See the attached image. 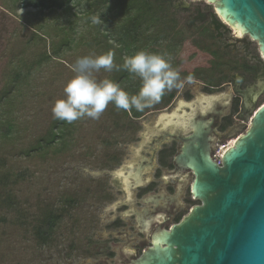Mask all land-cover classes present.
Segmentation results:
<instances>
[{
    "label": "rangeland",
    "instance_id": "obj_1",
    "mask_svg": "<svg viewBox=\"0 0 264 264\" xmlns=\"http://www.w3.org/2000/svg\"><path fill=\"white\" fill-rule=\"evenodd\" d=\"M12 2L14 0H0V86L1 79L16 70H20L21 78L26 81L24 97L14 104L12 110V113L17 116V131H22L24 134L22 144L25 145L27 138L43 134L48 128L53 118V103L64 95V85L73 76L71 71L73 62L78 57L94 54L90 49L76 43L71 48L64 47L58 56L60 58L54 56L49 46L55 38H58V33L54 37V33L47 35L36 28L39 22L36 20L38 17L34 16L35 9L20 7ZM82 3L81 1L79 4L82 5ZM79 4L78 7L81 8L82 6ZM172 4L175 6L173 11L178 16L179 26L177 27L182 30L185 36L175 51H172V64L179 70L189 72L197 64H206L205 53H197V47L192 41L203 35L202 29L211 30L213 25L209 19L206 22V20L201 21L197 18L192 20L190 17L193 10L208 9L201 5V1L172 0ZM181 4L192 9L190 14L177 9ZM31 20L37 24H33ZM190 21L193 25L180 27ZM59 22H63V20ZM52 28H55L53 23L46 27L47 32L51 33ZM80 30L81 28H78V31ZM217 32L216 45L225 51L220 54L221 56L240 55L255 61L257 57H254L253 49L244 39L245 35L235 37L232 30L225 27ZM206 33H204L203 39L207 37ZM43 51L49 54V59L46 63L44 62L42 65L39 63L36 66L33 60L37 54ZM227 73L232 74L233 71ZM95 75L97 79L107 77L105 72ZM185 77L188 76L181 75L182 79ZM191 77L190 82L184 81L183 87L174 88L166 93L177 94L180 90L188 87L192 88L194 93H201L199 89L202 82L212 84L202 77L195 75ZM177 97L180 98L179 95ZM160 101L153 105L159 108L155 113H146L151 107L145 109L144 124L155 115L166 112L160 108L164 106ZM20 102L22 103L20 104ZM102 115L98 120L84 118L74 122L76 135L74 143L77 145L75 144L70 151L68 149V152L61 155L60 159L55 157L56 159L52 160L51 156L43 159L36 156L24 157L19 155L15 142L10 147H5L6 144L3 145L0 155L4 157L6 167L16 179L12 190L11 188L8 190L16 197L18 206H8L0 210V264H81L83 259L89 258L86 246L88 233L91 231L89 223L86 222L87 214L83 204L84 188L82 187L89 160L88 147L90 145L87 143L93 144L92 146L95 147L93 152L96 151L98 154V151L101 150L100 141L104 136L97 133V130L99 131L103 124ZM97 124L100 126L99 128H96ZM98 155L94 156L98 157ZM96 157L91 159L93 165L98 163ZM69 196L76 197V203L56 224L50 243L37 244L30 233V226L33 224L31 216L34 214L37 217L40 206L46 203L58 204L60 199L69 198ZM22 209H26V211ZM25 214H29L26 219Z\"/></svg>",
    "mask_w": 264,
    "mask_h": 264
},
{
    "label": "flooded vegetation",
    "instance_id": "obj_2",
    "mask_svg": "<svg viewBox=\"0 0 264 264\" xmlns=\"http://www.w3.org/2000/svg\"><path fill=\"white\" fill-rule=\"evenodd\" d=\"M258 63L255 69L251 65L247 71H234L217 84L202 82L199 90L205 99L190 87L166 93L172 95L160 108L166 113L184 111V118L156 116L145 125V114L159 110L153 106L134 118L126 137L108 144L101 140L99 155L89 143L82 188L91 232L86 246L89 258L81 264H135L158 230L177 224L201 203L190 190L193 171L176 163L185 146L183 138L192 133L187 114L207 120L202 140L194 144L220 164L223 151L248 127L246 116L264 102V59ZM243 95L249 101L245 107Z\"/></svg>",
    "mask_w": 264,
    "mask_h": 264
},
{
    "label": "trees",
    "instance_id": "obj_3",
    "mask_svg": "<svg viewBox=\"0 0 264 264\" xmlns=\"http://www.w3.org/2000/svg\"><path fill=\"white\" fill-rule=\"evenodd\" d=\"M81 1L82 5L79 4ZM199 1L208 9L193 10L190 17L192 20L197 18L201 21L206 20V22L209 19L210 23L215 25L214 30L202 29V34L207 32V37L203 39V35H201V37L195 38L198 41H192L197 47V53H205L206 64H197L189 72L178 69L180 75H195L204 78L208 83L217 84L229 76L227 72L247 71L251 65L254 66V69L259 66L258 59L261 60V57L257 45L246 35L244 39L253 49L254 57L258 59L252 61L240 55L231 57L220 55L225 51L216 45L217 30L223 27L228 30L229 28L216 15L210 4L204 0ZM12 3L20 5V7L35 9L34 16L38 17L36 20L39 22L36 28L39 30L47 35L54 33V37L58 33V38H55L49 46L56 57L60 56L64 47L71 48L72 45L80 43L82 47L90 49L94 55L112 51L115 53V63L122 65L125 57L140 50L166 52L171 55L185 37L182 30L177 27L179 26L178 16L173 11L175 6L172 4V0H14ZM78 4L82 7H78ZM177 9L188 14L192 11V9L184 7L183 4ZM60 20L63 22H59ZM31 21L33 24H37L35 21ZM52 23L55 28H52V32L48 33L46 27ZM190 24L193 25L192 21L180 27H187ZM78 28L81 30L78 31ZM48 57L49 54L43 51L36 55L33 62L36 66L39 63L42 65L47 62ZM19 72L20 70L11 71L7 77L4 76L1 79L0 150L4 147L3 145L6 144L5 147H10L15 142L19 155L24 157L36 156L43 159L51 156L52 160L55 157L60 159L61 155L66 154L68 149L70 151L76 144L74 143L76 137L74 122L69 124L52 118L43 134L27 138V143L23 145L24 134L22 131H17V116L12 113L14 104L22 100L26 91L24 88L26 81L21 78ZM100 72L105 71L101 69ZM105 73L106 78L115 80L129 93H135L140 86L139 77L127 71L114 69L112 72ZM170 96L163 95L161 101L169 99ZM144 112L145 109L142 112L135 109L130 112L124 111L109 104L101 118L102 126L100 127L98 124L96 126V128L100 127L97 133L104 136V138L100 136L101 140L107 144L115 139L126 137L128 135L126 132L131 129L134 118ZM87 144L89 145V143ZM85 146L86 139L84 149ZM15 183L16 179L13 177V173L8 170L4 157L0 155V210L8 206H18L16 197L8 190L9 188L12 190ZM76 199L74 196H69V198L60 199L58 204L46 203L39 207L37 217L34 214L31 216L33 224L30 226V233L37 244L50 243L56 224L64 214H67L69 208L74 206ZM22 210L26 211V209ZM27 215L29 214H25V219Z\"/></svg>",
    "mask_w": 264,
    "mask_h": 264
},
{
    "label": "water",
    "instance_id": "obj_4",
    "mask_svg": "<svg viewBox=\"0 0 264 264\" xmlns=\"http://www.w3.org/2000/svg\"><path fill=\"white\" fill-rule=\"evenodd\" d=\"M204 1L235 37L247 35L255 41L264 59V0ZM248 104L244 96V107ZM175 111L159 113L145 125L156 116L185 117L184 111ZM247 118L245 132L217 164L208 150L201 152L194 144L202 140L207 120L187 114L192 133L183 138L185 146L176 163L193 171L190 190L201 203L177 224L158 230L135 264H264V102Z\"/></svg>",
    "mask_w": 264,
    "mask_h": 264
},
{
    "label": "clouds",
    "instance_id": "obj_5",
    "mask_svg": "<svg viewBox=\"0 0 264 264\" xmlns=\"http://www.w3.org/2000/svg\"><path fill=\"white\" fill-rule=\"evenodd\" d=\"M172 60L166 52L144 50L125 57L122 65L115 63L112 51L78 57L71 65L73 76L64 85V95L53 103V119L69 124L84 118L98 120L109 104L124 111L142 112L159 103L166 92L183 87L185 80L191 81L190 75L181 78ZM101 69L127 71L139 77L140 86L135 93H129L113 79H97L95 74Z\"/></svg>",
    "mask_w": 264,
    "mask_h": 264
}]
</instances>
